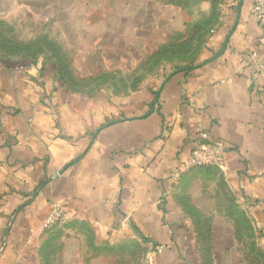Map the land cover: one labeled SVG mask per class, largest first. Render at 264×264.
Returning <instances> with one entry per match:
<instances>
[{
    "label": "crops",
    "instance_id": "crops-1",
    "mask_svg": "<svg viewBox=\"0 0 264 264\" xmlns=\"http://www.w3.org/2000/svg\"><path fill=\"white\" fill-rule=\"evenodd\" d=\"M35 4L57 16L64 43L53 44L79 80L130 77L169 41L203 34L188 65L158 67L120 96L110 83L63 81L48 54L0 59V264H249L236 209L264 253V32L253 0ZM80 12L70 40L61 16ZM203 131L223 144L222 168L174 181ZM55 205L65 218L46 227Z\"/></svg>",
    "mask_w": 264,
    "mask_h": 264
},
{
    "label": "rangeland",
    "instance_id": "rangeland-1",
    "mask_svg": "<svg viewBox=\"0 0 264 264\" xmlns=\"http://www.w3.org/2000/svg\"><path fill=\"white\" fill-rule=\"evenodd\" d=\"M30 4H33V0H0V59H8L14 52L18 54V56H15L19 57L17 59L30 57L33 54L36 56L48 54L52 59L58 60L59 71L64 74L62 80L84 90H92L110 83L113 85L110 86V90H115L118 96L125 90L138 91L147 76L154 74L158 67L166 68L174 64L176 68H179L188 65V62H191L201 47L203 31L194 30L190 33L188 39L185 36L179 42L169 41L152 60L147 62L143 68H139L130 77L112 76L99 80L90 78L75 79L66 71L67 68L63 62L65 61L63 57L66 56L63 52L64 49L54 45L55 42L64 43L63 33H61L63 31L53 25L51 26L49 23V21H52L50 20L51 17H55L57 20V16L51 15L52 13L48 12L45 5L35 4L32 6ZM43 9H45L44 12ZM82 14L80 12L76 17L70 14H62L61 16L65 21L66 32L71 38L70 40H74L72 33L78 34V31H75L73 27L78 22L80 23ZM77 37L76 35V39ZM67 48L70 49L68 45ZM234 213L236 214V212ZM236 217L241 225L240 228L245 233V237H242L241 240L247 252L246 258L249 264H264V253L254 247L256 240L251 235L253 228L248 218L246 219L238 213Z\"/></svg>",
    "mask_w": 264,
    "mask_h": 264
},
{
    "label": "built area",
    "instance_id": "built-area-1",
    "mask_svg": "<svg viewBox=\"0 0 264 264\" xmlns=\"http://www.w3.org/2000/svg\"><path fill=\"white\" fill-rule=\"evenodd\" d=\"M253 14L259 27L264 32V0H253ZM262 41L263 39L261 42ZM224 150L223 144L213 142L207 132H200L197 142L192 149L190 158L171 174V179L176 181L183 174L194 168L210 166L222 168ZM64 218L65 214L61 207L55 205L50 217L46 220V227H52L55 224L62 222Z\"/></svg>",
    "mask_w": 264,
    "mask_h": 264
},
{
    "label": "trees",
    "instance_id": "trees-1",
    "mask_svg": "<svg viewBox=\"0 0 264 264\" xmlns=\"http://www.w3.org/2000/svg\"><path fill=\"white\" fill-rule=\"evenodd\" d=\"M16 53L14 52V53H12V55L9 57V58H13V57H15V56H18V54H16ZM33 57H36V55H32V56H30V58H33ZM16 58H19V57H16ZM25 58H27V56L25 57ZM5 59H7V58H5ZM22 59H24V58H22ZM20 60H21V58H20ZM211 167V166H210ZM191 171V170H190ZM189 171V172H190ZM188 173V172H187ZM235 212H236V214L238 213L240 216H242V217H245L246 219H247V217H246V215H245V213L243 212V211H241V210H239V209H236L235 210ZM249 224V223H248ZM252 232H253V229H252ZM252 235V237H253V239H254V236H253V234H251ZM255 243V242H254ZM254 247H256V245L254 246ZM137 248H138V246L137 245H135V244H131V246H130V249L129 250H137ZM127 249V248H126ZM256 249V248H255ZM121 250H122V248H121ZM256 250H258V249H256ZM263 253V252H262ZM136 254V252H133V255H132V259H133V261H135V262H137V260H138V258H137V256L135 255ZM122 261V260H121ZM118 264H123V262H119Z\"/></svg>",
    "mask_w": 264,
    "mask_h": 264
}]
</instances>
